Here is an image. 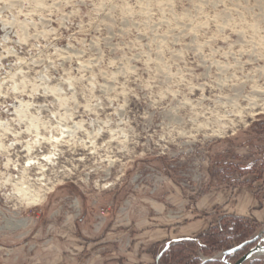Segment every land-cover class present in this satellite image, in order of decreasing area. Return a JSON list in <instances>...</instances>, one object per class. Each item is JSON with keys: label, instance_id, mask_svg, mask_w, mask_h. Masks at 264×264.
Here are the masks:
<instances>
[{"label": "clouds", "instance_id": "clouds-1", "mask_svg": "<svg viewBox=\"0 0 264 264\" xmlns=\"http://www.w3.org/2000/svg\"><path fill=\"white\" fill-rule=\"evenodd\" d=\"M53 16L61 28L71 26L70 17H88L77 29L82 36L102 16L99 24L119 29L124 43L101 50L92 39L93 54L73 32L66 49L41 54L62 38L48 26ZM0 20L27 45L23 58L4 48L15 59L0 79V113L15 105L14 115L0 118V203L10 208L42 204L63 182L62 169L38 159L52 164L57 154L86 148L99 154L94 163L103 171L144 154L136 151L146 147L141 138L163 155L178 137L217 135L231 126L230 117L242 111L231 101L234 87L247 85L241 99L248 104L256 103L254 94L264 96V0H0ZM241 55L242 64L252 65L247 79L225 75ZM133 97L148 105L141 123L159 120L147 135L127 118ZM165 112L180 124L162 118Z\"/></svg>", "mask_w": 264, "mask_h": 264}, {"label": "rangeland", "instance_id": "rangeland-1", "mask_svg": "<svg viewBox=\"0 0 264 264\" xmlns=\"http://www.w3.org/2000/svg\"><path fill=\"white\" fill-rule=\"evenodd\" d=\"M63 11L67 13L71 9L65 8ZM70 19L71 26L65 28L59 26L56 16L47 22L50 28L59 29L58 34L62 38L53 39L51 46L41 49V54L66 49L68 37L73 32L77 33L78 39L83 38L88 52L93 54L96 53V49L92 47V39L100 40L101 50L111 48L117 43H124L117 35L119 29L113 30L99 24L100 20L106 19L102 16L96 18L97 23L88 28L87 34L83 36L77 29L81 23L86 24L88 17ZM64 23L67 25V20ZM97 27L99 31H96ZM16 31L17 28L12 24L6 27L3 20H0V57H3L0 58V65L4 66L0 67V79L11 70L15 59L13 56L5 55L4 48L10 49L16 57L23 58L27 54V45L17 43ZM40 43L47 45L48 41L41 38ZM87 54L86 52L85 55ZM243 59L244 56L241 55L234 68L225 70V75L230 77L234 72L237 77L247 79L245 74L250 72L252 65L242 64ZM76 66L74 63L73 67ZM200 71L203 70L197 69V72ZM246 89V84L232 89L231 101L242 111L240 116L230 117L231 126L225 127L217 135H199L195 139L178 137L175 143L167 146L163 155L157 154L159 148L153 145L151 140L145 141L141 138L140 143L146 144V147L137 148L136 151L144 154L128 160L127 163L109 165L103 171L94 163L99 154L91 153L86 148L64 152L62 156L57 154L52 164L38 159V164L62 169L63 171L58 172V178L63 176V182L54 186V191L42 204L14 209L0 203V264L66 262L67 255L78 251L73 249L72 243L84 240L83 230L85 231L91 224L98 229L103 219L105 221L116 218L128 224L134 219L137 227L140 221H146L147 216L152 214L158 218L157 225L178 221L180 223L175 222L173 226L180 227L184 223L210 217L211 223L218 227L220 236L227 238L234 225L232 215L223 214V204L206 205L202 208L199 201L204 195L216 191L221 194L222 201L228 202L242 186L254 189L257 197L264 195L262 178L256 179L254 174L245 172L247 169H259L264 165V118H257L264 115V108L260 107V101L264 100V96L256 93L254 94L256 103L248 104L246 100L241 99ZM208 94V90L205 89L204 95ZM199 95L200 91L197 89L188 98L194 100ZM180 99L177 97L173 100L171 106L178 104ZM14 107L15 105L10 107L8 113H0V118L14 115ZM147 109L148 105L144 102L137 101L134 97L130 98L127 118L138 131L143 128L145 135L151 133L159 124L158 119L140 122L139 114ZM149 115H153L151 111ZM160 116L180 124L179 116L174 117L167 112L160 113ZM254 121H257V124L252 126ZM257 131L260 134H256ZM58 147L61 151L64 150V146ZM21 155L23 156L22 153ZM151 203L162 205L163 212H155ZM166 214L169 219L166 218ZM224 216L218 225L219 219ZM249 224L254 226L253 223ZM142 225L144 226L141 223L140 226ZM262 230V227L256 228L250 238L259 235ZM258 238L264 244L262 236L259 235ZM221 251L225 249H216L205 255L197 247L194 252L187 253L182 264L195 258L202 261L203 257L214 258L220 262ZM253 259L263 261L264 254L255 255L247 262ZM220 264H223L222 260Z\"/></svg>", "mask_w": 264, "mask_h": 264}, {"label": "crops", "instance_id": "crops-1", "mask_svg": "<svg viewBox=\"0 0 264 264\" xmlns=\"http://www.w3.org/2000/svg\"><path fill=\"white\" fill-rule=\"evenodd\" d=\"M261 178L263 182L264 174ZM220 196L221 194L216 191L204 195L199 201V206L204 208L206 205L223 204L224 215L245 217L248 222L256 225V228L262 227L263 229L264 195H260L258 198L254 189L242 186L228 202L222 201ZM151 206L155 212H163L162 205L151 203ZM165 216L168 218L167 214ZM147 217L148 219L140 221L137 227L134 219L130 220L129 224L116 218L114 220L105 219V221L103 219L102 225H99L98 229L94 224H91L89 228L83 230L84 240L72 243L73 249L78 251L73 250L72 255H67L66 262L61 261L59 264H158L154 247L162 246L171 239L194 237L215 225L211 223L210 217L184 223L180 227L173 226L175 222H177L175 224H179L178 221L157 225L158 218L152 214ZM141 223L144 226H140ZM207 260L216 259L208 258ZM219 261L221 262V260ZM244 263L248 264L249 262Z\"/></svg>", "mask_w": 264, "mask_h": 264}, {"label": "trees", "instance_id": "trees-1", "mask_svg": "<svg viewBox=\"0 0 264 264\" xmlns=\"http://www.w3.org/2000/svg\"><path fill=\"white\" fill-rule=\"evenodd\" d=\"M257 118H264V115H259ZM257 121L252 123V126L256 125ZM256 134H260L257 131ZM257 138L258 135H257ZM257 164V162H256ZM246 173L250 172L256 176V179H260L264 172V165L259 169H247ZM224 217L219 219L220 221ZM227 218V217H226ZM234 225L231 230V234L227 238L220 236L218 227L215 225L210 226L204 232H200L194 237H181L177 239L168 240L164 245H157L154 249V253L157 257L158 264H170L175 262L176 264H182V260L186 257L188 252H194L199 247L203 254L208 255L213 250L223 248L225 250L238 247L234 252L227 253L224 257V261L235 262L239 257L245 254L256 242L248 243L250 236L256 230V225L250 226L247 218L232 216ZM223 229H220L222 231ZM264 233V231H263ZM234 242V245L229 244ZM171 261V262H170ZM217 260H205L200 261L198 259L188 260L184 264H220ZM248 264H264V260L253 259Z\"/></svg>", "mask_w": 264, "mask_h": 264}, {"label": "water", "instance_id": "water-1", "mask_svg": "<svg viewBox=\"0 0 264 264\" xmlns=\"http://www.w3.org/2000/svg\"><path fill=\"white\" fill-rule=\"evenodd\" d=\"M263 231H264V228L262 232L259 234L260 236L263 233ZM259 235H254L247 241L248 243H254V242L256 243L245 254L239 257L235 262L224 261L223 264H245L244 262L250 260L254 253L260 250L264 251V244H262L260 241H257V238ZM237 248L238 247L233 248L231 252H234Z\"/></svg>", "mask_w": 264, "mask_h": 264}, {"label": "built area", "instance_id": "built-area-1", "mask_svg": "<svg viewBox=\"0 0 264 264\" xmlns=\"http://www.w3.org/2000/svg\"><path fill=\"white\" fill-rule=\"evenodd\" d=\"M261 236H262V238H264V235L261 234ZM227 253H231V249H228V250H225V251H221V252H220V257H221V259H219V260H222V261H223L225 255H226ZM207 259H208V257H203V258H202V261H205V260H207Z\"/></svg>", "mask_w": 264, "mask_h": 264}, {"label": "bare ground", "instance_id": "bare-ground-1", "mask_svg": "<svg viewBox=\"0 0 264 264\" xmlns=\"http://www.w3.org/2000/svg\"><path fill=\"white\" fill-rule=\"evenodd\" d=\"M260 254H264V251H261V250L260 251H257L256 253L253 254L252 257H254L255 255H260Z\"/></svg>", "mask_w": 264, "mask_h": 264}]
</instances>
